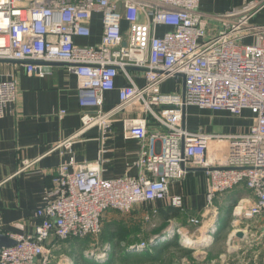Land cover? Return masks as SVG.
Returning <instances> with one entry per match:
<instances>
[{
    "label": "built area",
    "instance_id": "1",
    "mask_svg": "<svg viewBox=\"0 0 264 264\" xmlns=\"http://www.w3.org/2000/svg\"><path fill=\"white\" fill-rule=\"evenodd\" d=\"M199 7L200 0H0V60L22 62L30 76L45 74L32 63L67 65L77 80L82 125L54 148L69 162L45 192L34 234L9 235L16 245L0 251V264H52V243L98 236L109 211L130 213L162 200L182 209L183 198L172 196L170 185L190 169L204 170L209 205L245 185L256 199L247 210L237 207L239 216L264 215V25L253 22L264 2L234 8L214 26ZM95 16L100 40L84 45L81 40L93 38ZM119 76L127 85L117 87ZM170 79L178 87L181 80L182 88L163 92ZM115 91L118 102L106 109V96ZM18 96L15 78L0 80V120ZM189 107L236 119L249 111L254 124L245 135L194 132L186 124ZM116 123L125 140L141 144L138 176L105 179L100 161L77 162L76 144L95 129L102 137L112 134ZM36 163L25 162L21 172ZM180 231L160 240L186 237ZM237 231L242 239L250 233ZM146 248L145 242L131 247Z\"/></svg>",
    "mask_w": 264,
    "mask_h": 264
},
{
    "label": "crops",
    "instance_id": "2",
    "mask_svg": "<svg viewBox=\"0 0 264 264\" xmlns=\"http://www.w3.org/2000/svg\"><path fill=\"white\" fill-rule=\"evenodd\" d=\"M32 1L28 0V3ZM255 1L264 2L200 0L199 14L209 21L210 25H219L217 18L220 15ZM253 22L264 25V8L257 13ZM100 37V17L95 16L93 38L81 40L80 43L94 45L99 42ZM11 77L18 82L19 96L17 102L6 110L4 118L0 120V233L8 236L32 235L39 223L36 212L44 204L46 190L52 186L59 167L69 162L68 155H61L62 150L54 148L80 131L81 110L78 104L77 80L65 64L53 67L51 72L43 76L26 74L22 64H0V80ZM137 81L142 83L139 79ZM116 84L120 88L127 85V81L119 76ZM179 84L178 87L177 80L170 79L163 85L162 90L165 93L176 92L182 88L181 80ZM117 102L118 92L109 93L106 96L105 108H111ZM62 112L65 114H61ZM185 114L187 127L194 132L205 134L245 135L254 124L253 114L249 111H245L240 119L232 118L225 111H203L195 107L187 108ZM152 129L155 130L154 127ZM140 151L139 142L124 139L121 123L115 124L112 134L103 137L97 129L89 132L82 142L76 144L74 150L77 162L100 161L102 176L105 179L138 176L137 162ZM25 162L37 163L32 169L21 172ZM170 193L172 196L183 198L182 209L174 207L169 200L156 201L137 205L133 212H130L135 219L141 220L140 225H136L133 219L128 222L130 227L133 221V228L108 222L106 226H118L127 234L128 239H133L134 242H122L114 247L113 244L102 241L101 246L109 247L108 254L106 252L101 255L102 263H91L89 258L86 259L83 252L88 249L83 248L84 239H72L66 242L56 241L50 245L54 257L52 264H125L126 257L146 255L171 242L170 239L160 240L169 230L180 229L182 234L190 235L191 228L197 229L191 225L192 219L203 220V227L195 232L204 237L227 232L225 228L230 220L229 226L232 228H237L236 223L241 220L243 222L240 229L249 228L252 233H264V227H251L249 223L252 220L239 216V210L236 209L243 205L247 210L255 202L256 198L245 185L218 196L213 204L209 205L206 198L205 172L190 171L184 181L170 185ZM261 218H264V215ZM178 237L175 240L178 239L179 242ZM152 240L156 242L151 243ZM143 242L147 244L145 251L131 249L132 246ZM113 251L120 253L118 259H114L116 253L113 254ZM75 252L77 253L74 254ZM120 260L122 261L118 263ZM182 261L175 259L172 264H180Z\"/></svg>",
    "mask_w": 264,
    "mask_h": 264
},
{
    "label": "rangeland",
    "instance_id": "3",
    "mask_svg": "<svg viewBox=\"0 0 264 264\" xmlns=\"http://www.w3.org/2000/svg\"><path fill=\"white\" fill-rule=\"evenodd\" d=\"M133 219L136 221V225H140L141 220L135 219L133 213L122 214L118 212H107L104 218L103 228L108 222H112L114 224L120 223L125 228H133L132 225L129 227L128 222ZM140 221V222H139ZM231 221V220H230ZM230 221H228L225 231L220 235L210 237L203 244H196L194 246H190L186 242V237L189 239H202L204 236H199L197 229L191 228V234L186 235V237L179 236V244L180 248L176 252L174 258L176 260H183L180 264H264V233H256L257 231L250 232L245 239L240 240L237 236L231 239V235L235 229H240L239 227L242 225L241 220H239L237 228L230 227ZM249 224L255 227L262 226L264 227V218H256L253 219ZM218 229V228H217ZM216 229V230H217ZM129 230V229H128ZM103 232V230H102ZM102 232L98 236L88 237L82 240L83 248H87L88 250L83 252L86 259L90 260L91 263H102L101 255L109 251V247L101 246L102 242ZM194 233H196L194 236ZM194 237V238H193ZM169 242V241H168ZM173 242V241H171ZM169 242V243H171ZM167 244V243H165ZM191 250L193 253L189 256L183 258V254ZM75 252L74 254H76ZM113 254L116 252H112ZM120 253H116L114 259H118V255ZM120 260L118 263H120Z\"/></svg>",
    "mask_w": 264,
    "mask_h": 264
},
{
    "label": "trees",
    "instance_id": "4",
    "mask_svg": "<svg viewBox=\"0 0 264 264\" xmlns=\"http://www.w3.org/2000/svg\"><path fill=\"white\" fill-rule=\"evenodd\" d=\"M102 241L104 243H111L114 247L122 242H127L128 244L134 242L133 239H128L127 234L116 225H109L103 229ZM179 248L180 244L177 239L171 243L162 245L158 249L152 250L146 255L126 257L124 262H126L125 264H172L175 261L174 256ZM192 253L191 250H188L182 256L184 258Z\"/></svg>",
    "mask_w": 264,
    "mask_h": 264
},
{
    "label": "water",
    "instance_id": "5",
    "mask_svg": "<svg viewBox=\"0 0 264 264\" xmlns=\"http://www.w3.org/2000/svg\"><path fill=\"white\" fill-rule=\"evenodd\" d=\"M22 64V62L18 61H8V60H0V64ZM35 65H43L44 68L42 69V73H49L51 72L52 68L58 65H64V64H58V63H32ZM189 171H194V172H204L203 169H190ZM238 238L243 237L242 232L237 233ZM153 243V242H152ZM16 245V242L14 239H12L10 236L6 234L0 233V251L5 248H11Z\"/></svg>",
    "mask_w": 264,
    "mask_h": 264
},
{
    "label": "bare ground",
    "instance_id": "6",
    "mask_svg": "<svg viewBox=\"0 0 264 264\" xmlns=\"http://www.w3.org/2000/svg\"><path fill=\"white\" fill-rule=\"evenodd\" d=\"M237 232V231H236ZM235 232V233H236ZM245 234H246V232H244ZM204 235V234H203ZM208 239H210V237L208 236V237H204L203 239H189V238H187V240H186V242H187V244L188 245H190V246H194V245H200V244H203V243H205L206 241H208Z\"/></svg>",
    "mask_w": 264,
    "mask_h": 264
}]
</instances>
